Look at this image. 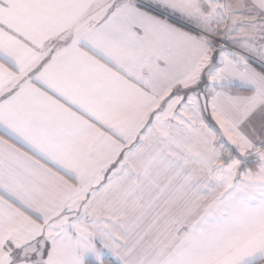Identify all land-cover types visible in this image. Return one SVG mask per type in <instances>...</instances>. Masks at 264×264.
<instances>
[{
    "label": "snow or ice",
    "instance_id": "1",
    "mask_svg": "<svg viewBox=\"0 0 264 264\" xmlns=\"http://www.w3.org/2000/svg\"><path fill=\"white\" fill-rule=\"evenodd\" d=\"M0 264H264V0H0Z\"/></svg>",
    "mask_w": 264,
    "mask_h": 264
}]
</instances>
